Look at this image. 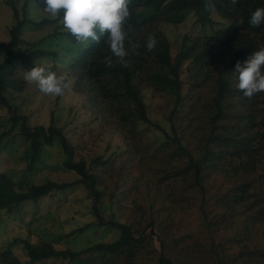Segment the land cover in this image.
<instances>
[{
	"label": "trees",
	"instance_id": "1",
	"mask_svg": "<svg viewBox=\"0 0 264 264\" xmlns=\"http://www.w3.org/2000/svg\"><path fill=\"white\" fill-rule=\"evenodd\" d=\"M9 3L17 15L13 0ZM30 4L25 1V12ZM144 6L152 12L140 10ZM258 7H264V0L236 4L231 0H130L126 65L113 56L106 36L100 43H80L63 30L62 17H45L41 25L51 31L25 42L21 32L27 19L17 20L9 29L8 42L0 40V111L9 112L3 123L8 126L0 133V151L8 138L19 135L29 150L30 177L47 167L42 164L47 149L58 145L63 168L77 179L35 183L25 174L24 185L15 188L9 175L0 171V238L5 240L0 264H264V92L245 98L236 87L234 72L237 61L242 63L264 47V23L257 27L250 23ZM206 9L219 18V27L196 40L184 38L180 49H173L159 23L177 24L194 13L205 24L202 11ZM149 34L157 40L152 51L145 46ZM22 42L27 49L15 50ZM130 42L140 47L133 51ZM35 61L57 75L66 74L70 87L65 94L71 90L83 96L81 108L103 126L116 129L123 136V150L108 145V152L87 159L76 155L78 146L65 133L68 121L59 125L52 118L47 125L31 123L19 107L20 100L39 91L23 79ZM147 90L171 104L170 130L154 123L164 139L151 140L139 127L141 121L150 120ZM63 96H54V101ZM121 166L135 169L141 181V192L132 187L135 199L130 207L122 204L130 194L123 191L120 196L116 189ZM72 184L88 191L94 220L68 234L67 244L94 223L117 229L115 240L63 249L56 247L60 235L48 238L46 228L42 240L34 243L24 205ZM173 198L183 201L182 206L192 203L199 228L165 236L159 226L168 217L167 202ZM103 200L113 206L108 219L102 217ZM16 224V230L23 225V237Z\"/></svg>",
	"mask_w": 264,
	"mask_h": 264
},
{
	"label": "rangeland",
	"instance_id": "2",
	"mask_svg": "<svg viewBox=\"0 0 264 264\" xmlns=\"http://www.w3.org/2000/svg\"><path fill=\"white\" fill-rule=\"evenodd\" d=\"M10 0H0V40L8 42L10 38L9 29L15 25L17 20H26L27 23L22 27L23 41H35L51 31V27L42 26V20L46 16L37 8L43 7L42 0H30V8L27 12L23 9L26 0H13L17 15H13V8ZM37 5V6H36ZM140 10L152 12L149 6L141 7ZM202 16L207 19L205 24L197 21V15L190 13L185 16L184 20L177 24L161 21L158 28L162 30L166 38L170 42V46L179 50L184 38L196 40V37L202 38L210 35L214 29L219 27V18L215 16L209 9L202 11ZM28 17V18H25ZM22 42L21 45L15 46V50H26L27 46ZM18 47V48H17ZM33 87L34 85H30ZM30 87V88H31ZM152 90H147L145 100L148 104L149 122L141 121L139 127L145 131L151 140L164 139L162 129L157 128L154 123L159 124L167 131L170 130L168 121L170 103H165L163 98L154 95ZM8 95V93H7ZM6 95V96H7ZM83 96L74 91H67L63 98L56 102L54 96L45 95L38 91L31 98L20 100V110L30 117L31 123L49 124L53 119L61 125L67 123L65 133L78 147L75 150L76 155L83 156L87 159L98 154H105L114 147L116 150H123V136L114 129L103 126L101 120L90 117L89 113L81 108ZM18 103L17 100H13ZM9 112L7 108L0 111V133L8 126L3 124L7 120ZM151 122V123H150ZM11 135L5 137L7 139ZM10 140V141H9ZM6 146L0 151V171L6 172L7 175L15 182V188L24 185L23 180L28 176L27 168L29 160V150L26 142L15 134ZM43 165L47 166L37 170L30 175V181L42 183L48 180H54L56 183L73 182L77 179L76 174L63 168V156L61 148L54 145L47 149V155L44 156ZM121 161V160H120ZM42 162V161H41ZM26 177L23 179V176ZM137 171L128 167H119L116 173L117 192L122 196V192L130 195L123 199L122 204L127 207L132 205L133 199L132 187L139 188L142 191L141 181L136 179ZM105 178H109L108 174H104ZM22 184L19 186V184ZM167 185L163 186L165 189ZM171 192V191H170ZM172 193V192H171ZM116 200V199H115ZM178 199H169L167 202L168 217L164 220L163 226L160 223L159 228H163L165 236H179L189 234L196 228L200 227L197 210L192 203H185ZM137 203V202H136ZM34 204V205H33ZM102 217L108 219L113 215V206L109 201L103 200ZM182 206V207H181ZM181 208V209H179ZM24 212L27 213V221H31L32 239L34 243L42 240L40 235L47 228L48 238L60 235L61 240L56 245L59 248L77 249L87 244L98 242H111L118 236L117 229H106L98 227L96 223L90 224L83 232L78 233L71 238L69 243L66 237L72 231L83 227L85 223L93 222L94 215L91 212L88 191L81 184H72L63 190L57 192L54 196L45 195L37 200L36 203H26ZM96 222V221H95ZM17 224L14 226L17 229ZM20 237H23L24 227L21 225L16 230ZM39 234V235H38ZM5 244V240L0 238V247ZM18 249L16 247L15 251ZM154 249V248H153ZM86 255V254H84ZM83 255V256H84ZM156 256V253H155ZM155 257L153 261H156Z\"/></svg>",
	"mask_w": 264,
	"mask_h": 264
},
{
	"label": "clouds",
	"instance_id": "3",
	"mask_svg": "<svg viewBox=\"0 0 264 264\" xmlns=\"http://www.w3.org/2000/svg\"><path fill=\"white\" fill-rule=\"evenodd\" d=\"M236 4L238 0H231ZM43 7H38L49 18H58L63 30L70 33L80 43H100L106 36V42L113 56L126 65L125 57L129 55L125 48L127 28L131 11L130 0H42ZM212 7V5H209ZM253 27L264 23V7H258L250 17ZM157 44L154 34L146 39V48L152 51ZM135 51L140 47L138 43H129ZM110 66V65H109ZM234 72L237 75L236 87L245 98L251 99L258 93L264 92V47L253 51L242 63L236 62ZM24 81L35 85L45 95L61 97L69 89L66 74L57 75L49 71L38 61L30 70L24 71Z\"/></svg>",
	"mask_w": 264,
	"mask_h": 264
}]
</instances>
